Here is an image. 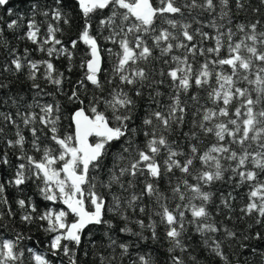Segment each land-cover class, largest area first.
Listing matches in <instances>:
<instances>
[{
    "label": "snow or ice",
    "instance_id": "obj_1",
    "mask_svg": "<svg viewBox=\"0 0 264 264\" xmlns=\"http://www.w3.org/2000/svg\"><path fill=\"white\" fill-rule=\"evenodd\" d=\"M10 3L0 0V264H81L78 251L92 264H159L147 241L166 245L165 264H200L193 236L222 264L249 250L264 260L250 243L264 242V0H74L80 27L67 41L69 0H26L27 13ZM21 74L31 100L8 94L7 76ZM243 220L245 232L225 223ZM33 226L44 240L32 242Z\"/></svg>",
    "mask_w": 264,
    "mask_h": 264
},
{
    "label": "trees",
    "instance_id": "obj_2",
    "mask_svg": "<svg viewBox=\"0 0 264 264\" xmlns=\"http://www.w3.org/2000/svg\"><path fill=\"white\" fill-rule=\"evenodd\" d=\"M70 3L73 4V7L71 9V11L73 12V14L76 16V19L73 20L72 23V28L69 31L66 27L65 29V34L63 37H61L63 40L67 41L69 37L75 38V35L80 27V20H79V14H78V9L76 8L74 1L73 0H69ZM251 3L253 5H256L258 3V0H251ZM9 7H14L15 10L18 13H27L28 11V5L26 3V0H11V3L9 5ZM262 13H264V8L261 9ZM0 14H3V10H0ZM252 18V15L250 13H240L239 17H237L236 22L239 23H246L249 19ZM23 30H21L22 32ZM2 39H5L6 41H8L10 43V45L12 47L17 48L21 53H23V50L25 48H28L30 50V55L33 59H42L45 58L44 55L42 53H39L37 51H34L33 49L35 48L34 45H32L30 42L25 41V40H19L17 38L16 35H14L12 32H8L6 31L4 33V36L2 37ZM81 51H83V46H81ZM5 56V52L3 48H0V60L3 59V57ZM77 61L79 60V54H77L76 57ZM55 62V66L57 67V69H59L60 71H64L66 75H70L71 80L75 81L77 79L80 78V71L79 69H75L73 72H71L70 74L67 73L66 68H67V61L64 60L63 58L54 61ZM155 66L158 68L159 67V63L158 62H154ZM107 67V65H106ZM7 79L12 81L11 84V92L8 93L9 95L14 94L16 92H19L21 95L24 96L25 100H31L32 97V92L29 91L30 89V82H28L25 79V76L23 74L20 75L19 79H16L13 76L8 75ZM41 83V87L45 88L48 92H53L54 88L53 86L46 84L43 80L40 81ZM65 90L67 91L70 88V85L65 83L64 85ZM162 91L167 92L168 89L167 87H163ZM2 94V93H0ZM192 94H198L201 99H200V103L204 104L206 103V99H207V94L206 92L203 91H198L195 88H192L189 92V95ZM45 99L51 101L52 97H46ZM189 104L191 105V101H189ZM209 107H212V105L210 103H208ZM139 115H143V110L141 109ZM192 119L191 116V110L189 111V115H188V120L189 123L185 124L182 131H188L190 125V121ZM139 118H137L136 123H139ZM65 128L67 130V122H65ZM140 139L142 140L143 137H140ZM170 139H177V137L174 135L172 137H170ZM211 137H203L202 138V143L200 144L201 149H204L211 141ZM180 143L181 144H185V140L183 139V137H180ZM177 175H179V173H177ZM161 187H166V185L164 184V182H162ZM215 188H219L220 185H216L214 186ZM227 188V186H225L224 189L221 190H225ZM35 188L34 186L29 185L27 187V192L30 195H33L34 199L37 200L40 204L41 209H43L46 205L45 202H43L42 200H40V198L38 196L35 195ZM246 191L247 188H241L238 192L234 193V195L237 196V200L234 203V207L237 208V213H235L234 215H238V209L239 207L246 202ZM219 201L217 200V203ZM172 206H174L175 201L170 202ZM48 206H52L55 208H60L62 207V205L56 204V205H48ZM211 211H213V213H215V208H211ZM72 217H69V221H71ZM217 221H221L224 220L223 216H217L216 217ZM251 221L249 220H243V221H239V222H235V221H225V223L228 224L229 227L233 226V223H235V228L237 231L240 232H245L247 231V224L250 223ZM114 223L117 224V234L120 236L121 240H127L130 239L129 237L125 236V234H120L118 233V228L120 226L119 221H114ZM20 225L17 224V228H19ZM25 231H27V229H25ZM4 234L6 237L10 238L13 233L9 232L7 229L4 230ZM33 237V241L35 242L37 239L39 240H44L45 239V234L43 232L37 231L35 229V227L33 226L31 229V233H30ZM96 240L98 242V244L101 242L102 240V230L99 231L96 235ZM199 240V237L197 236H193L192 238V244L193 247H196L197 250L194 254L198 255L200 257V264H222L221 261H219L218 258H213L210 256L209 253H207L206 251L202 250L201 248L197 247V241ZM85 241H87V237H85ZM29 242V243H32ZM145 245H147L148 247H150L152 249V254L157 256L159 258V264H165L166 261V245L164 247H161L160 244H156L153 243L151 241H147L144 242ZM250 243H252L254 246L258 247L261 251H264V242H255V241H251ZM86 248L90 249L91 245H87L86 244ZM41 251H44V247L41 246L40 247ZM224 250L225 252H227L230 256V258H232V252H233V248L231 246H229L228 242H225L224 245ZM78 255L80 256V260H81V264H92L93 260L95 259V257L93 255H89L88 257H84L83 256V252L82 251H78ZM240 259V264H244L245 259L249 260L250 264H252V262L254 261L255 264H264V260H261V258L257 255V256H252L250 254V250L245 252V254L241 257H239ZM27 264V261H26ZM57 264H59V262H57ZM65 264H67L66 259H65Z\"/></svg>",
    "mask_w": 264,
    "mask_h": 264
},
{
    "label": "water",
    "instance_id": "obj_3",
    "mask_svg": "<svg viewBox=\"0 0 264 264\" xmlns=\"http://www.w3.org/2000/svg\"><path fill=\"white\" fill-rule=\"evenodd\" d=\"M74 1V0H73Z\"/></svg>",
    "mask_w": 264,
    "mask_h": 264
}]
</instances>
